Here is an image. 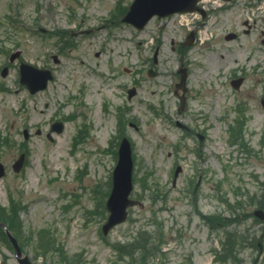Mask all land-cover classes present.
<instances>
[{"label": "rangeland", "instance_id": "374dc122", "mask_svg": "<svg viewBox=\"0 0 264 264\" xmlns=\"http://www.w3.org/2000/svg\"><path fill=\"white\" fill-rule=\"evenodd\" d=\"M131 1L0 0V69L22 51L6 78L0 72L1 215L9 226L17 222L13 232L33 264H62L61 255L74 257L73 264H256L258 257L264 264V223L253 215L264 208V0L253 7L207 0L213 5L205 21L199 13L154 17L139 30L115 11ZM96 26L71 39L59 64L50 60L58 53L57 30ZM191 31L193 45L182 47ZM230 33L237 38L228 40ZM22 60L55 67L46 90L30 94L18 83ZM182 65L183 109L175 94ZM132 87L137 93L129 100ZM55 121L64 122L62 132L51 131ZM123 136L132 145V196L142 205L104 236ZM226 231L233 232L235 262L216 259ZM43 236L53 239L52 252L40 247ZM5 263L18 264L0 229Z\"/></svg>", "mask_w": 264, "mask_h": 264}, {"label": "water", "instance_id": "95a60500", "mask_svg": "<svg viewBox=\"0 0 264 264\" xmlns=\"http://www.w3.org/2000/svg\"><path fill=\"white\" fill-rule=\"evenodd\" d=\"M197 0H135L131 6V10L125 16L124 20L127 22L133 23L135 26L139 28H143L144 25L148 22V20L154 15L159 14L160 16H164L177 11H194L199 10L200 8L196 6ZM235 37L234 34H230L227 38ZM192 43V42H190ZM182 79L181 82L177 85L178 90L176 93L179 95L182 101V108L185 106V96L184 93L186 91V78L187 73L186 69L181 70ZM152 75V73H150ZM51 78L46 77L43 81V84L37 87L33 92H36L39 89L45 88L48 82V79ZM241 83L237 81V85ZM182 91V94L179 92ZM136 93L135 89H131L129 91L130 97H132ZM59 126L58 131H62V124H57ZM120 159L119 163L114 171V186L112 189V193L110 195L108 201V209L110 210L109 220L104 226L105 233L115 226L117 223L126 220L127 218V208L129 206L135 205L137 201L130 199V195L133 190V180H132V156H131V146L128 139L124 138L120 147ZM14 166L16 171H19L22 166V160ZM4 174V165L0 163V177ZM255 214L264 220V211L256 210ZM0 226L3 227L11 240L14 242L15 247L17 249V253L20 256L21 251L17 244L16 239L12 236V234L7 229L6 225L0 222ZM19 261L21 264H32L28 257L21 258L19 257Z\"/></svg>", "mask_w": 264, "mask_h": 264}, {"label": "trees", "instance_id": "16d2710c", "mask_svg": "<svg viewBox=\"0 0 264 264\" xmlns=\"http://www.w3.org/2000/svg\"><path fill=\"white\" fill-rule=\"evenodd\" d=\"M262 203V202H260ZM1 208V207H0ZM5 210V208H3ZM7 212V211H6ZM0 219L4 222H6L7 224L9 223L8 222V219H6L4 217V215H1L0 213ZM11 221V220H10ZM13 223L14 226H11L13 230H19V226L16 225V223H14L13 221H11ZM232 235H233V232L231 231H226L225 233V238L224 240L222 241V247H223V251H220L217 253L216 255V259L217 261H221V262H228V260L231 258L234 262H235V257H234V251H235V247H236V243L233 242L232 240ZM226 239V240H225ZM252 241H255V239H252ZM54 243L53 239L51 240L50 238H48L46 241L45 239L42 240L41 244H40V247H42V249L47 252L51 251L52 249L50 248L51 244ZM62 256V261L64 262V264H70V262L72 261V259H70L68 261L67 259V256H64V255H61ZM237 260V259H236ZM258 259L255 261V263L257 264ZM233 263V262H232ZM73 264V263H71Z\"/></svg>", "mask_w": 264, "mask_h": 264}, {"label": "flooded vegetation", "instance_id": "af4514ba", "mask_svg": "<svg viewBox=\"0 0 264 264\" xmlns=\"http://www.w3.org/2000/svg\"><path fill=\"white\" fill-rule=\"evenodd\" d=\"M261 0H254V4L257 5ZM210 14V11L207 10L205 12V18L208 17V15ZM101 53H97V56H99Z\"/></svg>", "mask_w": 264, "mask_h": 264}]
</instances>
